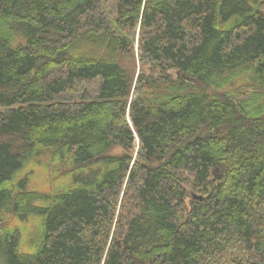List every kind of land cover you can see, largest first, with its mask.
<instances>
[{
    "label": "trees",
    "instance_id": "16d2710c",
    "mask_svg": "<svg viewBox=\"0 0 264 264\" xmlns=\"http://www.w3.org/2000/svg\"><path fill=\"white\" fill-rule=\"evenodd\" d=\"M0 255L264 264V0H0Z\"/></svg>",
    "mask_w": 264,
    "mask_h": 264
},
{
    "label": "rangeland",
    "instance_id": "374dc122",
    "mask_svg": "<svg viewBox=\"0 0 264 264\" xmlns=\"http://www.w3.org/2000/svg\"><path fill=\"white\" fill-rule=\"evenodd\" d=\"M0 259H4V257L2 255H0ZM4 261H5V264H6V260L5 259H4Z\"/></svg>",
    "mask_w": 264,
    "mask_h": 264
},
{
    "label": "water",
    "instance_id": "95a60500",
    "mask_svg": "<svg viewBox=\"0 0 264 264\" xmlns=\"http://www.w3.org/2000/svg\"><path fill=\"white\" fill-rule=\"evenodd\" d=\"M194 198H195V199H200L201 197H196V196H194Z\"/></svg>",
    "mask_w": 264,
    "mask_h": 264
}]
</instances>
